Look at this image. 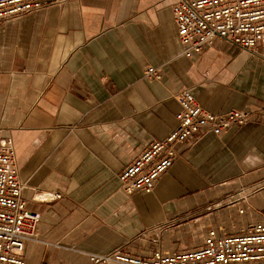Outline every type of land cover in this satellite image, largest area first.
<instances>
[{
    "label": "crops",
    "instance_id": "0c3cea01",
    "mask_svg": "<svg viewBox=\"0 0 264 264\" xmlns=\"http://www.w3.org/2000/svg\"><path fill=\"white\" fill-rule=\"evenodd\" d=\"M41 1L0 25V136L12 141L22 197L41 217V242L25 243L26 264H90L87 254L118 249L171 254L201 246L228 216L244 225L264 217L257 114L176 145L149 194L126 195L117 180L172 132L183 89L213 114L263 108L264 47L249 53L216 41L184 57L177 0ZM148 67L161 69L160 81L144 78ZM44 193L61 198L34 199Z\"/></svg>",
    "mask_w": 264,
    "mask_h": 264
},
{
    "label": "built area",
    "instance_id": "2783aa9c",
    "mask_svg": "<svg viewBox=\"0 0 264 264\" xmlns=\"http://www.w3.org/2000/svg\"><path fill=\"white\" fill-rule=\"evenodd\" d=\"M41 0H0V25L45 7ZM182 54L192 58L216 41L253 53L264 47V0H177L171 7ZM146 80L160 81V68L148 67ZM179 109L176 125L163 140L151 142L118 174L119 189L126 195L149 194L156 181L176 159L175 146L195 135L209 132L219 136L231 127L244 126L255 114L264 119V107L255 111L232 109L213 114L202 108L193 92L183 89L174 96ZM16 155L10 139L0 136V264H26V242H41L40 214L30 210L22 194ZM59 193H44L35 200L60 199ZM246 201L245 197L241 198ZM243 215V209H237ZM226 225L210 227L201 246L171 254L160 249L145 257L121 250L87 254L90 264H264V217L254 223L240 224L227 217Z\"/></svg>",
    "mask_w": 264,
    "mask_h": 264
}]
</instances>
